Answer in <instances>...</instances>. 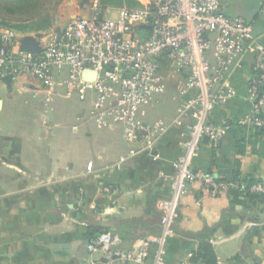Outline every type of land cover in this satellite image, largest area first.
Returning <instances> with one entry per match:
<instances>
[{
	"label": "crops",
	"instance_id": "0c3cea01",
	"mask_svg": "<svg viewBox=\"0 0 264 264\" xmlns=\"http://www.w3.org/2000/svg\"><path fill=\"white\" fill-rule=\"evenodd\" d=\"M223 7L245 18L264 43V0H224ZM19 39L37 50L51 41ZM253 61L249 56L231 74L237 96L215 109V120L251 111ZM161 74L166 90L141 114L148 125H165L150 141L129 140L119 123H96L93 94L82 99L62 85L46 88L27 73L0 77V264H110L105 251L88 247L103 232L122 251L161 233L159 203L171 197L190 123L179 116L187 73L165 61ZM193 167L229 189L213 194L201 181L191 184L165 245V264H264V200L241 189L264 182V132L236 124L217 144L204 141ZM206 245L213 253H198ZM156 250L144 264L155 263Z\"/></svg>",
	"mask_w": 264,
	"mask_h": 264
},
{
	"label": "built area",
	"instance_id": "2783aa9c",
	"mask_svg": "<svg viewBox=\"0 0 264 264\" xmlns=\"http://www.w3.org/2000/svg\"><path fill=\"white\" fill-rule=\"evenodd\" d=\"M128 1L116 18L96 5L90 14L70 20L61 36L39 51L23 49L17 32L0 25V77L15 80L27 73L46 88L62 85L82 99L93 94L90 113L96 123L113 121L124 126L129 140L150 141L165 129L163 122L148 125L141 120L145 107L166 90L162 63L187 73L179 116L189 117L190 123L183 153L174 162L171 197L159 203L161 233L131 251L116 248L117 238L111 232H103L88 246L90 251H105L110 264H144L155 245L154 264H165V245L174 234L178 206L191 184L201 181L213 194L229 189L214 173L194 169L202 143L217 144L236 124L264 129V43L245 18L224 11L222 0ZM249 56L254 57L251 111L235 121L215 120V109L237 96L231 74L243 68ZM247 186H241L242 191ZM248 189L264 196V182Z\"/></svg>",
	"mask_w": 264,
	"mask_h": 264
},
{
	"label": "rangeland",
	"instance_id": "374dc122",
	"mask_svg": "<svg viewBox=\"0 0 264 264\" xmlns=\"http://www.w3.org/2000/svg\"><path fill=\"white\" fill-rule=\"evenodd\" d=\"M106 3L105 0H0V25L13 28L22 40L30 37L58 36L67 23L75 17L91 13L93 7L102 5L107 15L116 18L123 4ZM224 5V0H222Z\"/></svg>",
	"mask_w": 264,
	"mask_h": 264
},
{
	"label": "trees",
	"instance_id": "16d2710c",
	"mask_svg": "<svg viewBox=\"0 0 264 264\" xmlns=\"http://www.w3.org/2000/svg\"><path fill=\"white\" fill-rule=\"evenodd\" d=\"M122 0H105L106 3H121ZM104 7V6H103ZM260 131L264 132V129H259ZM257 182H261V181H252L250 183H248V186L247 188L245 189V193L246 195L249 197V198H256V199H259L261 201L264 200V196L263 195H257V194H254V193H251L248 189L249 185L252 184V183H257ZM198 253H213L212 250L210 249V247L208 245L206 246H203Z\"/></svg>",
	"mask_w": 264,
	"mask_h": 264
},
{
	"label": "water",
	"instance_id": "95a60500",
	"mask_svg": "<svg viewBox=\"0 0 264 264\" xmlns=\"http://www.w3.org/2000/svg\"><path fill=\"white\" fill-rule=\"evenodd\" d=\"M62 32L58 35V36H61ZM23 49L25 50H31V51H39L37 49H33V48H30V47H26V46H22Z\"/></svg>",
	"mask_w": 264,
	"mask_h": 264
}]
</instances>
